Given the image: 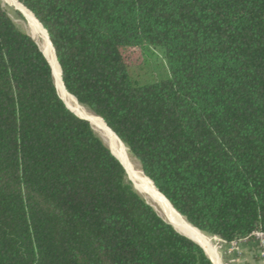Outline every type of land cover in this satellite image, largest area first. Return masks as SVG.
Wrapping results in <instances>:
<instances>
[{"label":"trees","instance_id":"1","mask_svg":"<svg viewBox=\"0 0 264 264\" xmlns=\"http://www.w3.org/2000/svg\"><path fill=\"white\" fill-rule=\"evenodd\" d=\"M62 84L195 230L264 231V0H16ZM0 264H212L134 190L0 3Z\"/></svg>","mask_w":264,"mask_h":264},{"label":"bare ground","instance_id":"2","mask_svg":"<svg viewBox=\"0 0 264 264\" xmlns=\"http://www.w3.org/2000/svg\"><path fill=\"white\" fill-rule=\"evenodd\" d=\"M8 1L14 6V8L17 11H19L23 15V17L27 20L29 25L33 28L32 30L34 31V33L38 34L39 40L42 42L41 44L35 41L34 37L32 38L39 47V49L41 50L46 60L48 61V64L52 72L53 83L60 99L65 103V105L71 112H73L74 114H76L81 118L88 120L94 131L98 130L100 134L102 133L105 136L106 140L109 143L108 145L106 143L105 144L110 148L112 153L121 161L124 168L130 170L128 169L129 166L125 162H123L120 158V155H122V153L124 152L125 146L104 125V123L100 118L96 117L88 109L78 104L76 100L65 90L61 81L60 68L57 64L53 52V48L50 45L49 40L47 39L45 31L42 29L39 23L34 19L32 14L27 9H25L21 4H19L16 0H8ZM125 150H127V148ZM130 177L134 178V181L139 184L140 191L150 196L155 202V204H157V206L162 210V212L168 216L169 222L174 226V228H176L184 235L192 238L198 244L204 247L207 246L205 242L206 240L204 239L203 235H201L200 232H198L192 226H190L183 217H181L176 212H174V210L170 207L168 202L154 189L151 182L146 177L143 176L140 169H137V172L135 174L132 172Z\"/></svg>","mask_w":264,"mask_h":264},{"label":"rangeland","instance_id":"3","mask_svg":"<svg viewBox=\"0 0 264 264\" xmlns=\"http://www.w3.org/2000/svg\"><path fill=\"white\" fill-rule=\"evenodd\" d=\"M0 3H1V6L2 8L5 10V12L7 13V15L9 16V18L12 20V22L14 23V25L16 26L17 29H19L20 31L24 32V33H27L28 35H33L31 37H34L35 41H37L39 44H41L42 42L39 40V36L38 34L34 33V31L32 30L33 28L29 25V23L27 22V20L23 17V15L17 11L14 6L8 1V0H0ZM36 20V19H35ZM40 25V24H39ZM41 26V25H40ZM43 29V28H42ZM44 30V29H43ZM33 39V38H32ZM48 39V38H47ZM94 131V130H93ZM94 133L96 134L97 137L101 138L102 142L105 144H109L108 141L106 140L105 136L98 130H95ZM105 144V145H106ZM126 149V147H125ZM124 149V152L122 153V155H120V158L123 162H125L130 170H126L127 172V179L131 180L132 181V186L134 185L137 192L140 194V196L145 199L149 204H151L153 207L156 208V211L159 213V215L163 218V219H166L167 222H169V219H168V216L162 212V210L157 206V204H155V202L153 201V199L148 196L147 194L143 193L142 191H140L139 189V184L136 183L134 181V178L130 177L131 176V173L133 172L134 174L137 172V169H140V166H139V163L137 162V160L130 154V153H127L128 150H125ZM124 157V158H122ZM128 157V158H127ZM125 159V160H124ZM130 160V161H129ZM131 165V166H130ZM133 169V171H132ZM141 171V170H140ZM142 173V172H141ZM134 188V187H133ZM135 190V189H134ZM199 232V231H198ZM201 233V232H200ZM202 234V233H201ZM203 235V234H202ZM204 236V235H203ZM205 237V236H204ZM206 238L208 239V241H211L212 244L215 245V239L214 237H211V236H206ZM222 246V245H220ZM222 248V247H221ZM228 247L226 248V257H227V260H228V251H227ZM222 252H223V258H224V251H223V248H222ZM225 260V259H224ZM226 261V260H225ZM226 263H228L226 261Z\"/></svg>","mask_w":264,"mask_h":264},{"label":"crops","instance_id":"4","mask_svg":"<svg viewBox=\"0 0 264 264\" xmlns=\"http://www.w3.org/2000/svg\"><path fill=\"white\" fill-rule=\"evenodd\" d=\"M202 234L205 236L203 237L206 240L207 246H201L212 264H261L259 251L252 238L240 242L237 246V251L233 254H228V263H226L223 258L222 246H220L222 245L221 240L214 237V245L206 238V236H208L207 234Z\"/></svg>","mask_w":264,"mask_h":264},{"label":"built area","instance_id":"5","mask_svg":"<svg viewBox=\"0 0 264 264\" xmlns=\"http://www.w3.org/2000/svg\"><path fill=\"white\" fill-rule=\"evenodd\" d=\"M249 238H252L254 243L257 246V249L259 251V258L261 261V264H264V231L262 230H257L255 231L251 237L243 238L238 241H233L228 245V253L233 254L235 251H237V246L240 242H243Z\"/></svg>","mask_w":264,"mask_h":264},{"label":"water","instance_id":"6","mask_svg":"<svg viewBox=\"0 0 264 264\" xmlns=\"http://www.w3.org/2000/svg\"><path fill=\"white\" fill-rule=\"evenodd\" d=\"M46 33V32H45ZM46 36H47V33H46ZM32 38V37H31ZM47 38H48V36H47ZM49 40V39H48ZM50 43V42H49ZM51 45V44H50ZM41 51V50H40ZM56 58V57H55ZM59 66V65H58ZM60 75H61V71H60ZM61 81H62V79H61ZM63 102V101H62ZM64 103V102H63ZM64 105H65V103H64ZM66 106V105H65ZM66 108H67V106H66ZM68 109V108H67ZM69 110V109H68ZM70 111V110H69ZM71 112V111H70ZM71 113H73V112H71ZM74 114V113H73ZM75 116H77L76 114H74ZM78 118H80V119H83V120H85V121H87L88 123H89V121L88 120H86V119H84V118H81V117H79V116H77ZM90 124V123H89ZM91 126V125H90ZM107 146V145H106ZM108 147V146H107ZM108 149L110 150V148L108 147ZM110 152L112 153V151L110 150ZM112 155L120 162V164L122 165V167L124 168V166H123V164L121 163V161L112 153ZM124 170H125V168H124ZM125 173L127 174V172H126V170H125ZM129 181L132 183V181L129 179ZM133 184V183H132ZM133 187H134V189H135V191L137 192V190H136V188H135V186L133 185ZM138 193V192H137ZM139 194V193H138ZM140 195V194H139ZM145 200V199H144ZM145 202L148 204V205H150L153 209H154V211L159 215V213L156 211V208L155 207H153L151 204H149L146 200H145ZM160 216V215H159ZM161 217V216H160ZM162 218V217H161ZM163 219V218H162ZM166 223H168L171 227H173L174 228V226L170 223V222H167V220L166 219H163ZM178 233H180L181 235H183V236H185V237H187L188 239H190L191 241H193L195 244H197L202 250H203V248H202V246L200 245V244H198L197 242H195L192 238H190V237H188V236H186V235H184L183 233H181L180 231H178L176 228H174ZM204 251V250H203Z\"/></svg>","mask_w":264,"mask_h":264}]
</instances>
